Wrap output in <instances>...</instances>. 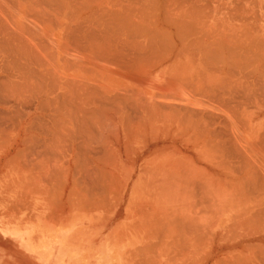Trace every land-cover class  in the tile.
<instances>
[{
    "label": "bare ground",
    "instance_id": "1",
    "mask_svg": "<svg viewBox=\"0 0 264 264\" xmlns=\"http://www.w3.org/2000/svg\"><path fill=\"white\" fill-rule=\"evenodd\" d=\"M89 1L91 0H82V2H84L83 6L82 3H80L81 0H36L35 3H37L38 6L43 7V9L41 7L40 8L45 12H47L48 15L51 14L52 12H56V15L55 14L53 15H55L54 18H57L56 20L58 21V23H60L61 18L64 17L70 20L71 18L74 20L76 19L74 22L78 21L77 25L75 23L76 27L75 25L73 26V23L71 24L70 22V25L76 28L75 30L77 31L78 34L77 33L70 34L71 31H74L70 27L71 30H68V32L65 33L64 35V38L65 36L66 37L68 36L66 34H69V36L73 35L72 36L73 40L71 37L69 38L71 39L72 42H70L69 39L67 41L68 43L70 42L68 46L69 45L71 46L74 42L75 44L78 43L76 44L77 48H74L75 47L74 44H73V48L69 46L70 50L76 49L75 51L72 50L73 52L71 51L72 54L75 53L74 58L71 59H75L76 52L78 50H80L78 52L82 51V53L88 51L91 54V55L89 54L91 56L89 59L90 64H92L91 61L93 62L94 60L93 65L97 67L96 69L94 68L97 73L96 75H98L99 78H106L105 75L107 76L109 74L111 75V73L109 72H112L109 69L111 66L109 63L111 50L109 49L108 46L109 39L107 38L113 37V34L112 31L110 32L111 29L110 30L108 29L109 30L108 34H107L108 32L107 30H106L107 32L105 33V30H103L104 26L106 28L108 26L113 29L115 25L118 26L122 24L124 25L125 28V24L128 26L129 23L134 22V19L132 18L133 19L131 20L132 22L129 20L130 18L124 21V18L122 16L126 15L127 18V13H129V11L125 9V7H127L125 5L127 4L125 5L121 4L124 5V9L122 8L123 9L121 10L122 13L118 12V14L123 18L122 20L123 22H121L120 24H118V22L117 23L115 22V25H113L114 23L113 19L115 16L111 15L114 14L112 8H110L111 9V14H110L109 7L107 8L108 11H105L106 5L104 6L105 8L101 7L102 4L104 3L106 4L105 2L106 0H92L91 3ZM141 1L139 2L141 3ZM163 1L171 2L173 3V5L174 4L177 5L175 6L176 8H174L175 13H172V15H170L171 13L170 14L168 13L167 16L163 17L165 21H163L164 20L163 18H160V22L162 23L165 22V24L164 23L163 24L167 28L164 31L161 26L162 32L164 31L163 34L161 33L162 35L158 34L160 33L159 31L160 27H158L159 30L154 31L157 28L156 26H160V25H157L155 21L153 22L150 21L149 18L151 17L148 14V11L150 10L149 8L148 11H145L143 8L144 5L142 6V4L139 3L142 9H140L141 7L139 6V10L141 12L137 16L139 10H137L136 8L134 9V6L133 8L130 7L132 8L131 10L132 13H133V9L136 10L134 14H132L131 11L130 13L132 14V16L133 15L137 16L138 19L142 14H144L142 13L143 12L142 10H144L145 13L147 12L148 16L147 14H144L142 16H146V18L143 17L144 19H147V17H149L148 22L147 20H144L142 16L141 18L143 19L144 24L148 25L147 26L148 30L146 26L144 27L142 25L143 23L141 25L143 26L142 28L144 29L139 27L140 26L139 22H138L139 25L136 22H134L135 24L133 23V25L129 26V28L126 27L127 30L126 31L124 30L123 32H120L122 28L121 29L120 27L118 28L120 29L118 31L120 32L119 34L121 33L124 34V32L126 34V32L128 31L127 35H124L127 36V38L126 39L121 38L120 40H122V42L119 41L121 45L123 44V46L120 47L121 50H123V52L120 53L119 55L120 60H118L120 63V64L118 63V68H120L122 72V75L119 78H122L125 82L122 84L121 87L117 86V88H113L105 85L104 83H100L99 81H97L98 79H96V81H93L91 78L90 79L91 82L90 81L87 82L88 79L84 78L86 81L85 83L78 78V80H80L78 81L76 80L78 76L76 78L73 77V79H70V81H63L62 80L63 78L60 79L59 77L64 75L63 73H61L62 75L59 76L57 74L58 69L57 70L55 69L56 72L54 71L56 75L53 74L54 73L53 67L55 63L54 64L51 63L52 58L48 60L49 61L51 60L49 64L52 65L53 69L48 64L51 70L49 68L48 69L46 68L49 71L47 72V70L44 68V65L45 63H48V60L46 62V60H44L43 58H46L47 56L49 58V55L53 51V49L49 53V55H47L46 57L45 55L43 56L42 59L45 62L39 58L40 55L38 57L39 61L41 60L40 63L37 60L38 65L44 62L43 63L44 65L42 64L41 66L45 70L42 69L43 72L40 71L42 73V76H40L41 74H38L39 71H37L38 73L37 72L33 73L32 70L28 72L30 73L31 77L28 73L27 76L24 73V71L26 72V70L24 69L25 68L29 69L34 63L35 65L37 64L36 60H34L33 58L29 59L31 57H34V55H37V53H35L36 51L34 52L35 48H33L31 54L32 46L30 47L28 44L29 42L28 41H27L28 43L26 42V40L28 39V38L26 39L27 37L26 34L28 33V36L30 35V37L33 34V32L32 34L29 33L31 31L28 30L31 27V23H29L28 19L31 18V15H33L34 21H36L37 19L36 16L34 15H38L39 13L37 14V12L40 13L42 12L40 10L37 11L36 9H31V5H33L31 4V0H0V242H3V239H5L6 237V239H8L7 241H9L10 244H14L17 250L22 252L21 249L17 248L20 247L29 256H31V244L32 245L37 244L38 247L34 249L35 251L43 247L44 248L51 247V250L54 253L58 252V249H54L56 246H62V247L64 246L63 227L65 226H61L60 223L65 218V216H68L64 211V209L66 208L65 207L66 203L60 200L61 206H58L57 208H61V209H59V211L57 212L55 211V213L58 214L60 213V215L58 216L53 215V218L55 219V217H57L58 220L52 223L49 221L50 218L52 217L51 211L49 213L51 216L48 214V216H50L48 220L47 216L44 217L42 216V214H40L38 202L31 203V188H32L31 186L28 185L29 188H25L24 187L25 183H24L23 184L24 186H22L23 190L21 192H18V189H20L18 186L22 184V182L18 181L20 177L22 178V175L19 174L20 173L19 171L21 170L20 169L21 167L19 166H23V169L24 168L28 169V166H31V160H32L31 148L33 146H34L33 147L34 151L37 150V148L39 147L38 151H35V154L43 157L42 161L47 159V156H49L47 159L48 161H46L49 168L53 166V169H56L54 167L66 166L68 171L65 168L62 170L63 171L66 170L67 173L71 170L74 173L76 172L75 170L79 168L78 170L81 173H79L80 176L79 175L78 176L81 179L79 177L76 178L77 179L79 178V180L81 181L77 180L76 178L74 179L71 173L72 177L71 176L70 177L78 182L72 183L74 181L70 180L71 181L70 183H72L73 185L77 183V188L79 183L81 184L82 187L79 186L81 188L78 189V191L81 192L80 190L83 188L82 190L85 193L83 191L81 192V194L79 192L77 193L81 195V198L82 196H84V200L81 199V201H83L82 204L84 203L83 205H85V208L86 205L91 207V209L89 208V210L86 211V213L97 212L99 209V205H98L99 200L97 201L95 198L91 199L87 195L88 194L91 195L89 190H92L97 186L104 187V185L102 184L97 185L99 184L98 182L101 180L104 183V178L106 177L109 178V176H111V173L109 171L105 172L106 170L104 167H102V163L103 165L105 164L104 163L106 160L105 156L109 152L108 149L112 148L113 150L114 149L117 150V152L119 150L118 153L114 150L116 154L123 152V154L127 158L126 161L129 163H132L134 165H138L142 162L144 163V166H139V168L136 169L137 173L135 174V177L133 178L131 183L129 181L127 183L128 185L126 184L127 185L126 190L128 196H127V203L125 206L124 218L129 217L128 215L130 214L133 208H138V206H140V202L137 201V199L134 201V198L135 197L137 198L136 195L142 183L140 177L142 174H146V171L150 172L151 174L150 177L158 179L160 183L159 185H157L158 189L160 186H165L166 190L169 189L166 192L162 191L165 193H163L161 197L158 198L160 200L158 204H161L160 208L164 212V214H162V212L160 213V215L161 214L163 215L162 220L159 221L157 217L154 220L152 218L153 214L148 215L149 220L146 221L147 226H145L144 223H141L140 225L141 230H145V227L146 228L148 227L147 228V230L149 231V234L147 233L148 240L143 245L140 243L139 246L136 245L135 246L136 248L134 251H132V254L135 253L137 254L140 251H142V249L151 250L148 248H152V250L155 251L156 248L155 249L153 248L158 246L156 245L155 242L157 241V243H159L158 239L161 237V235L158 233V230L159 231L162 230L160 231V233L161 232L163 233L162 234L163 240L162 243H159V245L160 244L162 245L163 252L169 251V249H171L170 245L172 246L176 243L177 245L182 246V248H180V251L182 252L181 254L185 256L192 255L193 253L194 255L195 253H197L198 255L199 252L205 250V247H208V250L206 251L207 255L205 256L204 254L203 255L205 256L204 258L201 255L202 260L195 261L194 263L189 262L184 264H264V177H263L264 173H262L263 172L262 170L264 168V68H263L264 62L263 65L261 64L262 61L264 60H262L263 56L261 58L258 57V54L261 55L260 53L262 51V48L264 49V47L261 44L262 46L261 48L259 42H256L258 44L255 43L254 45L253 44L255 40L254 38L251 40V43L252 42L253 43L252 44L250 43V46L252 45L253 47H257L259 45L258 46L259 48H257L258 50L257 53H255L256 50L254 51V53L259 59L257 57L256 58L259 61L261 60L260 63L261 66H259L261 70H259V68L256 67L257 64H259V61H257L258 63L256 62L254 64L256 65L255 68L252 66L250 67L251 69L250 68L248 69V66L249 65L251 66L254 63L251 61L252 58L254 59V57H252L253 55H251L253 54L252 53L253 51L249 53L250 51L248 49H250L251 47H249L248 49L245 48V53H249V55L247 54L248 57L244 55L245 54L243 53L244 47L242 46V44H244L245 40L242 43L241 42L242 37H240L239 39L238 37H236L237 34L235 33L236 35L235 34L234 35L238 39H234L235 41L228 40V42H223V38H225L223 37V34L222 36L220 34L218 36L219 38H215V36H213L215 35V31H213V28H211V31L214 33L211 34L212 32L209 31V33L212 35L209 36L208 34L204 33L205 31H202L203 29L202 27H201L202 32L200 31L199 24L197 25L195 24L197 23L196 22L197 20L195 21V19H197L198 16L202 17L201 14L198 15L199 13L198 11H200L197 7V5H199L198 3L199 0H163ZM207 1L210 2V0H206V2H204L207 3L204 9L209 4V2ZM233 1H231V3ZM116 2L118 3L117 0ZM180 2L187 4L188 7L187 6L186 7L187 8L190 7L189 8L190 12L186 10L187 8H185L186 12L183 11L184 5L183 6L182 4L180 5L179 4ZM151 3H154V1ZM204 3L203 4L200 3L199 8L201 5L204 6L205 5ZM238 3L240 4L241 2L232 3V4L236 5ZM253 3H255V1ZM84 4H86L85 6L88 8H91L93 7V5H95L97 6L96 9L98 10L95 9L94 11V8H92L93 11L91 10L89 11L87 8L86 9L88 10L87 15L90 16L88 18L87 15L84 16L85 13ZM114 4L116 5V3ZM114 4L111 5L115 7ZM129 4L131 3L129 2ZM178 4L182 6V8ZM147 6L150 7L151 5L149 6V4H147ZM227 6H225V8L223 9H226ZM262 6L264 5L262 4L261 7ZM208 9L211 8L208 7ZM229 9H227V11L234 10L231 8ZM32 10H36V14L34 13L31 14L32 12H34ZM236 10L239 13V10L238 9ZM100 11L101 12L103 11L104 14H102ZM114 11H118V9H115ZM123 11L124 12L128 11V12L124 13ZM108 12L109 15H111L110 17L114 16L112 17V20L110 19V17L106 18L104 21L101 20L103 19V15L107 17ZM207 12H203V13H206L207 15ZM25 13H27L26 15H30V17L27 16L28 18L27 17L25 18L24 17ZM234 13L231 14L233 15ZM118 14H116V17L118 16ZM235 14L237 15V13ZM74 15L77 16V18H75ZM236 15L234 16L235 19L237 17ZM41 16L40 19H38L40 21V22L38 21L39 24L42 22L41 24L47 25V22H52L47 16H46L47 18L43 16L42 19ZM204 16L205 15H203V18H205ZM248 16L247 18H249ZM23 17L25 19H23ZM116 17L115 20L120 21L121 18L118 19V17L117 18ZM241 17L244 18L245 16H241ZM82 18H84L83 19L84 22L82 21ZM238 18L239 17H237V19ZM22 19L28 21L27 22L28 24L26 23L27 26L25 25V22ZM243 20H245V18ZM34 21L32 19L31 22ZM102 21L104 23L105 22L108 23V24L105 23L107 26L104 25ZM110 21L111 23L113 22L112 23L113 27L110 26L111 25ZM203 21H201V23H203L202 25L205 27L204 25L205 23ZM198 22L200 23L199 20ZM150 23L153 24L155 23L156 26L153 28L149 27ZM53 24L56 25V23H52L51 25L53 27L55 26ZM153 24L150 26H153ZM216 25L218 26L219 23H216ZM217 26L215 27L216 29ZM242 26H240V28L245 27L244 24H242ZM37 27H38L37 29H40L42 25L41 26L37 25ZM116 28L117 27H115L114 29ZM34 29H36V25ZM149 29L150 30L154 29V30L149 31ZM250 29L249 32H251ZM218 30L219 29H217V33L219 32ZM47 31L48 33H51L49 32L50 30ZM157 31L159 32L157 33ZM113 32L115 33V30ZM237 32L241 33L238 30ZM36 33L38 32H35V35L38 36L40 35V33L38 34ZM54 34L58 35L57 32ZM119 34H116L118 35L117 37L118 40L120 38ZM74 35H76L77 37ZM108 35H110V37ZM40 36L42 37V35ZM40 36L38 38H41ZM50 36L52 38V35ZM225 36L231 38L230 33ZM115 37L116 36L114 35L112 39H115ZM162 37L165 39V41H163L164 39L162 40ZM232 37L235 38L233 35ZM47 39L51 40L50 37ZM158 39L159 40L161 39V41L163 42L160 43L161 41H159ZM170 39L177 40L178 41V42L176 41L177 44H175L176 42H173L174 40L171 41ZM34 40L36 41V39ZM44 40L47 43H49V41L46 40V36L44 39L42 37V41ZM111 40H109V42L112 46L115 40L114 41L112 40V43ZM260 40L261 39H259V41ZM236 41L240 42V44H238ZM116 42H117L116 44H118L119 46L120 45L119 42L118 41ZM247 42L248 40L246 41V43ZM260 42H262V40ZM50 43H51L49 44L51 45L50 47H54V45L52 46V43L54 44V42L52 41ZM62 43H60L61 46L64 45ZM248 43L245 44V46L246 45L248 46L249 45ZM42 44L43 46L45 45L44 42L38 44L39 49L43 48L46 50L47 48L45 46L47 45L42 47ZM161 44L164 46L166 45V50H163L164 46H162ZM228 45H232L229 47L235 49L229 48ZM66 46L67 45H65V47ZM65 47L64 48L62 47V49L63 52H65L66 50L68 51L66 52V54H64L68 56V53H70V51L68 47H66V49ZM227 47L229 48V50L231 49L232 51L233 50L234 51L233 52L231 50L226 51L228 50ZM43 49L42 51H44ZM62 49L60 51H62ZM113 49L115 50V48ZM246 49L248 50V52ZM235 50L239 52L237 53ZM252 50H254V48ZM116 51H119V49ZM44 52L46 53V51ZM78 52L77 54L82 55V53L80 54ZM191 52H194L192 55L195 57L192 62L193 65H191L187 69L184 65L180 66L179 64L178 67L179 71L178 70H177L178 72L175 71L177 73H173V75L170 74L171 65L180 62L179 56L183 54L184 56L190 55V57H192ZM228 52H230L231 54H227ZM51 54H52L51 57L54 58L55 57V55L53 56L54 51ZM20 55L22 58L20 57ZM23 56H25L24 57L25 60ZM83 57H86L85 54L84 56L82 55V58H80L79 60L78 59H76L75 61L71 60L72 67L74 64L80 63L81 66L85 65V63L87 64V60L85 61ZM244 57H247L245 58L248 60L247 65H245L246 63L244 62ZM250 57L251 59H249ZM62 58L63 57H61V59ZM27 59L29 63L30 60H33L35 62L29 64L31 65L29 66ZM25 61H26L25 64L27 66L24 64ZM68 65H63L64 69ZM69 68L70 65L66 69ZM83 69L85 70V68ZM87 69H88L87 72H89V68H86V70ZM255 69H257V71ZM19 70H21L20 73L25 74V77H27L26 79H24L25 77L23 78L22 77L23 75L22 76L19 75L25 80L24 82L25 84L22 81L24 85L27 84V81L29 80L28 77H30L34 79L33 80L34 84L35 85L37 84L39 86L36 85L37 86L36 87L34 84L31 83L32 81L30 83L28 82L26 86H24L22 83H20L19 86L18 82L20 81L16 83L17 81L16 79L17 78L20 79V77L18 76ZM86 70L85 72L82 71V73L84 72L87 74ZM44 71L47 72V73L45 72L46 75L48 73H49L48 75L53 74V78L57 76L56 79L59 78L60 80L51 78L52 77L51 75L49 76V78L43 79L45 77L43 75ZM164 73H165V77H164ZM32 74L34 75V77L38 76L39 78L38 77L36 78L39 79V81H37L36 78L32 77L33 76ZM164 78L167 81H163ZM48 79L49 81H46ZM104 81L105 80H102V82ZM42 82L43 85L40 86ZM163 82H165V84ZM186 83H188L189 85ZM31 84L32 86H30ZM21 85H23V87ZM145 87H147L149 90H146ZM24 88H30V89L24 90ZM23 90L25 93L26 92L28 93L29 91L30 94L28 93L27 95H30L29 96L30 99L23 97V94H25ZM155 91H159L158 95ZM32 92L37 94V96ZM31 93L35 95V98L37 97L39 99V100L37 99V101H39L38 104L39 107L41 106L43 111L45 110L44 113L43 111L42 112L39 111V112H41L42 116H44V119L46 118L45 121L46 122L48 121L47 123L50 122L49 123L50 125L48 126L46 125V122L43 120L42 116H40L41 114H39V116L42 118L41 120L43 121H40L37 118H35V120L36 119L38 120V121L36 120L37 124L39 122H42V125L41 124L37 125L35 124V121H32L31 97H34V95L31 96L32 95ZM176 93H179L178 94L179 97L177 96ZM159 94L164 98L161 99V97H159ZM171 94L172 95L174 94L173 96L176 98L171 96ZM159 99L164 101L161 102L159 101ZM38 109L36 108V111ZM161 109H164L165 111L164 110L162 111ZM154 110H158V112L157 111L154 112ZM160 110L162 113L163 112L164 113L160 114V117L159 116L158 117L161 120L167 122V126L166 124H164L166 127H163L159 130L156 128L155 129L148 128L147 124L144 125L146 122V118L149 117L155 119V115L157 113H158L157 115H159ZM109 115L114 116L112 117L113 119L109 118ZM58 119L60 121L57 122ZM43 122L45 123L43 124ZM33 133L38 134V136L36 137V135H33ZM62 143L63 145H61ZM64 145H65V150L63 148L64 153L63 151L57 152V153L60 152L63 153L64 156L62 155L58 156L55 151L58 149V146L64 147ZM168 146L172 148L174 146L177 150H179V152L177 153L181 155L183 154L181 150H188L192 147L195 151L197 150L198 152H203L206 156L201 163L199 162L201 165L197 164L198 166L195 167L190 166L189 163L187 166L186 164L187 162H184L182 166L181 160L166 162L164 163V165L161 162V164L150 166L152 162H155L156 155L160 154V152H163L162 151L163 148H167ZM96 148H97L96 153L99 154L100 152L102 154L101 157L96 156L97 154H95L94 156V152ZM92 151H93V155L91 154ZM164 151H166V149ZM249 152H253V155H251V153ZM47 153L49 154L46 155ZM115 153L113 154L116 157ZM110 155L111 154L109 152V158H111ZM255 155H258L259 161L253 160L254 159L253 156ZM33 158L36 159V157L34 156ZM153 158L154 160L152 161L151 159ZM115 159L113 160V162L114 161L116 162ZM255 159H257L256 156ZM39 160H37L38 162L35 163L38 166L44 165L42 164L43 162L40 160L42 162L41 163ZM256 161L258 163H255ZM196 162L198 163V160H196ZM15 164H17L20 169L18 170L17 168V170H15L16 172L18 171L17 174L20 175L19 178L17 176L18 179H15L14 177L12 178L10 176L11 177L10 179L12 180L8 179V181L7 180L2 181L1 176L5 171L4 169L8 166H12V167L15 166L13 168L16 169ZM33 165L35 164L32 162V166ZM116 165H119L118 160ZM71 166L72 168H74V166L76 168H74L73 170L71 169ZM109 166H112V164ZM255 166L256 169L257 166L258 167L261 166L262 168V170L261 168H258L260 169L259 170L260 172L257 169L258 171L257 175H256ZM9 168L11 169V167ZM33 169H35L34 166ZM78 170L76 174L78 173ZM7 171L9 172V169H7ZM113 171H114V177L115 179H117L118 167L113 166ZM53 172L51 173L50 171L48 173H50L49 175H55V173ZM56 172L58 173L59 170ZM108 174L110 175L107 176ZM258 174H260L261 176ZM57 176L55 175V177ZM259 176L263 178L262 179L263 183H258L255 181V179H257L255 177H258L260 179ZM47 178L50 177L47 176ZM29 179H31V176ZM128 179H132V174L130 171L127 174V180ZM259 179L257 180L259 181ZM59 180L63 181L62 178ZM29 182L26 183V186L27 184H29ZM108 182L109 180L107 181V183ZM112 184L113 183H111V185ZM48 189L50 188H47V190ZM71 190L72 188L70 189V191ZM44 192H45L44 189H37L35 190L34 194L42 193L43 195ZM50 193L52 192H49V195ZM46 194L47 192L45 193V195ZM49 195H46L45 198L48 197ZM66 197H65V199L67 200L66 202L69 203L70 205L75 206V204L71 202L70 198H68L67 195ZM52 202H50L51 205ZM92 204L94 205L92 206ZM140 208H142V206ZM235 208L237 209V213L232 214V211ZM73 209L77 213H81L80 211H84V210H79L76 207H73L70 210ZM150 209L155 211L156 208L152 207ZM25 211H28V213L21 216V214H23V212ZM31 212H33L32 215L35 216L34 218L33 217L31 218ZM52 212H54V210ZM229 219L231 220L230 223L228 221L229 224H226V221ZM251 223L252 225L254 224L256 226L255 227L251 226ZM31 224L33 226V229H31ZM56 224H60V226L57 229H52L51 227H54ZM48 226L50 227L47 228ZM152 227L153 230H150V228L152 229ZM154 227L158 228L157 230L158 234L154 233L155 231ZM188 227L191 230V232H189V229H187ZM127 228L129 229L130 226H128ZM178 230L179 232H177ZM183 231L184 233H180ZM225 231L229 234V237L227 236L228 238H232L233 240H235L234 243L239 242V244H241L240 243L241 240L243 242L242 245L234 244L233 246H229V247L227 245L224 246L226 243L223 245L222 235H226V233H224ZM186 232L192 234H189V236L184 235ZM200 232L204 234L203 236L199 237V239L204 238L202 239L203 242H201L198 238L196 240V235ZM33 233H36L37 235L33 236ZM172 233L175 234L176 236L178 235L177 233H180V236L183 239L186 237V239H184L185 241H183V243H180L178 242L179 240L177 241L174 240V243H170L169 238H171ZM156 234L157 236L160 237L157 238ZM230 234L234 236H231ZM154 235L157 238V240L154 242L156 246L153 243H150L151 241L149 239L150 237H154ZM1 236H5V237L2 238ZM180 236L178 237V239H181ZM173 239H175V237H173ZM128 241L129 239L126 240L125 238L122 242L121 241L120 242L126 244ZM109 244H111L109 245L108 248L111 249V251L110 250L109 251L112 260L114 261L113 264H123L122 263L124 256L123 251L120 250L119 246H117L114 242H110ZM150 244H153L154 247L153 245L150 246ZM171 252L172 249L169 251L168 254H170ZM58 253L55 255H58ZM177 253L175 254L177 255ZM45 259L54 260L55 258L47 257ZM146 262L145 261L143 262V260L141 261V263L144 264Z\"/></svg>",
    "mask_w": 264,
    "mask_h": 264
},
{
    "label": "rangeland",
    "instance_id": "2",
    "mask_svg": "<svg viewBox=\"0 0 264 264\" xmlns=\"http://www.w3.org/2000/svg\"><path fill=\"white\" fill-rule=\"evenodd\" d=\"M35 1L36 0H31V4H33V5H31V9H36L37 11H41L42 13H40V12H37V14L38 15H34V16H36V21H34V17H33V15H31V18L33 19V21L35 22V24H34V22H31L32 21V19L31 18H29L28 20H29V23H31V29L29 28L28 30H30L31 32H29V33H31L32 34V32H33V34L35 35V32H38V33H40V35H42V37H43V39L45 38V36H46V40L47 41H49V43H47L45 40L44 41H42V37L41 38H38L39 36L38 35H31V37H33V38H31L30 37V35L28 36V33L26 34L27 35V37H26V42L29 44V46L31 47L32 46V48H31V54H32V50H33V48H35L34 49V52L35 53H37V55H34V57H31V56H33V55H31L30 57L31 58H29V59H34V60H36V65H38V62H37V60L39 61V58L40 59H42L43 58V56L45 55V57L47 56V55H49V53L52 51V49H53V51H54V54H53V56L55 55V57L53 58V57H51L52 56V54L51 53H53V51L50 53V55H49V58H48V56L46 57V58H43L44 60H46V62H47V60L48 59H51L52 58V62H51V60L49 61L48 60V63H45V65H44V68L46 69H50V67L52 68V65H50L49 64V62H51L52 64H54V69H53V72L55 71L56 72V70H57V74L60 76V75H62L61 73H63V75L64 76H61V77H59L60 79H62L63 81H70V79H73V77H77V79L76 80H78V78L79 79H81V81H83V82H85L86 83V81H85V79H88L87 80V82L88 81H90L91 82V78H92V80L93 81H96V79H98L97 81H99L100 83H104L105 85H107V86H109V87H113V88H117V86H119V87H121L122 86V84L125 82L122 78H119L121 75H122V72H121V70H120V68H118V63H119V61L118 60H120L119 58V55H120V53L121 52H123V50H121V48L120 47H122L123 46V44L121 45L120 44V42L119 41H121L122 42V40H120L121 38H123V39H126L127 38V36H124V35H127V32H126V34H125V32H124V34L123 33H121V34H119L120 32H123L124 30L126 31L127 29H126V27H128L129 28V26H132L133 25V23L134 22H136L137 24H138V22H139V24H140V26L139 27H145L146 26V28H147V26L148 25H146V24H144V22H143V17H145L146 18V16H142V15H144V14H147V12L145 13V11H148L149 9V11H148V14H149V16L151 17V18H149V17H147V19H144V20H147V22H148V18L150 19V21L151 22H153V21H155V23L157 24V25H160V26H156L155 25V23L153 24V23H150V25H152L153 24V26H150L149 25V27H157L155 30L154 29H152V30H150L149 29V31H156V30H159L160 31V33H158L159 31H157V33L158 34H160V35H162L163 33H164V31H165V29H167L166 27H165V22H160V18H163V17H165V16H167V14L169 13H171L170 15H172V13H175V9L174 8H176L175 6L177 5H173V3H171V2H165V1H163V0H150V2H149V0H117L118 1V3L116 2V0H106L105 2H106V4L104 3V4H102L101 5V7H103V8H105V11H108L107 10V8L109 7V12H110V14H111V9L110 8H112V11H113V13L114 14H111V15H114L115 17H116V14H118V12L119 13H122V11L121 10H123L124 9V5L125 4H127V5H125V6H127V7H125V9L126 10H128L129 11V13H127V18H126V15L125 14H123V15H125V16H122L123 18H124V21L125 20H127L128 18H130L129 20L131 21V20H133L134 19V22H132V23H129L128 21V26L125 24V28H124V25H118V24H120L121 22H123L122 20H123V18L121 17V16H119V14H118V19H120V21L119 20H115V17L114 16H112V17H114V19H113V25H115V22L117 23L118 22V26H114V28L115 27H117L116 29H112V28H110V27H108L106 24H108V23H104L103 21L106 19V18H109L111 15H109V12H108V15H107V17L106 16H104L103 15V19H101V20H103L102 22L104 23V25H106L107 26V28L104 26V29L103 30H105V33L107 32V34L109 33V30H110V32L112 31V34H113V37H114V35L116 36L115 37V39H112L113 37H110V35H108L113 41H114V43L112 44V46H113V48H115V50L112 48V46H111V44H110V42H109V40H111L110 38H107V39H109L108 40V43H109V49L111 50L110 52V57H109V63H110V71H112V72H109V73H111V75L109 74L108 76L107 75H105L106 76V78H99L98 77V75H96L97 73H96V68L97 67H95L94 65H93V62H94V60H93V62L91 61V63L92 64H90V62H89V59H90V53L88 52V51H85V52H83L82 53V51L81 52H78V51H80V50H78L77 52L78 53H82V55L84 56V54H85V56L86 57H83L84 58V60L86 61L87 60V64L85 63V65H83V66H81V64H80V66H79V64H74L73 65V67H72V62H71V60H76V59H80V58H82V55H79V54H77V52H76V57H75V59H71V58H74V56H75V53L74 54H72V50H76V49H72V50H70V48H69V46H68V44L70 43V42H72L71 41V39H69L70 37L72 38V40H73V35L71 36H69V34H66V35H68L67 37L65 36V38H67V39H65L64 38V35H65V33H67L68 32V30H71L70 29V27L74 30V31H69L70 32V34H75V33H77V31L75 30L76 28H74V27H72L71 25H70V22H71V24L73 23V26L75 25V23H76V25H77V22L78 21H76V22H74L75 20L74 19H72L71 18V20L70 19H68V18H66V17H64V18H61V21H60V23H58V21L56 20L57 18H54L55 17V15H56V12H50L51 14H47V12H45L44 10H42L43 9V7H41V6H38L37 5V3H35ZM92 1V0H91ZM91 1H89L90 3H91ZM109 1V2H108ZM127 1H129L131 4H129V2H127ZM132 1V2H131ZM139 1H141V3L139 2ZM148 1V2H147ZM154 1V3H151V2H153ZM231 1H233V0H210V2L209 1H207V2H209V4L208 5H211V6H208L207 5V9H208V7H210L211 9H204V7L206 6V4L207 3H204V2H206V0H199V5H200V3L201 4H205L204 6H200V8H199V5H197V7H198V9L201 11H198L199 13H198V15H200L201 14V16L202 17H200V16H198V18L197 19H195V21L197 22V23H195L196 25L197 24H199V28H200V31H201V29H202V31H205L204 33L205 34H208L209 36H212L211 34H213L214 32H212L211 31V28H213V31H215V35H213V36H215V38H219L218 36L221 34V36H222V34H223V37H225V38H223V42H228V40H231V41H233L234 39H240V37H242V39H241V42L243 43L244 42V40H245V42H244V44H242V46L244 47V52L243 53H245V48H249V47H251L250 49H248L250 52L249 53H251L252 51V53L253 54H251V55H253L252 57H254V59L252 58V62H254L251 66L249 65L248 66V69L250 68V67H254L255 68V66L256 65H254L257 61H259L258 59L259 58H261L262 56V60H264V49L262 48V46H261V44L263 45V47H264V6H262L261 7V5L263 4L264 5V0H234L232 3H237V2H241L240 4L238 3V4H236V5H238V6H236V5H234V4H232L231 3ZM255 1V3H253V2ZM262 1V2H261ZM120 2V3H119ZM134 2V3H133ZM144 4H143V3ZM147 2V3H146ZM80 3H82V6H83V3L84 2H82V0H81V2ZM93 3V2H92ZM114 3H116V5L114 4ZM142 4V6H143V8H144V10H142L143 12L142 13H144V14H142L141 16H142V18H141V16L139 17V19H138V14H140V10H139V6L141 7V5L140 4ZM157 3V4H156ZM159 3V4H158ZM169 3V4H168ZM111 4H114V6L115 7H113V5H111ZM121 4H124V5H121ZM135 4V5H134ZM137 4V5H136ZM139 4V5H138ZM146 4V5H145ZM147 4H149V6L150 7H148L147 6ZM168 4V5H167ZM172 4V5H171ZM180 5L182 4V6L184 7V9H183V11H185L186 12V10H188L189 11V8H187L188 7V5L187 4H185V3H179ZM178 4V5H179ZM224 4V5H223ZM254 4H255V6H254ZM81 5V4H80ZM86 4H84V6H85ZM106 5V6H105ZM120 5V6H119ZM154 5V6H153ZM157 5V6H156ZM170 5V6H169ZM179 5V6H180ZM229 7H228V6ZM89 6V5H88ZM90 6H92V5H90ZM95 5H93V7H91V8H88V7H86L85 6V13H84V16H86L88 13V10L90 11H93V9L92 8H94V11H95V9L97 8V6H95ZM105 6V7H104ZM133 6H134V9L136 8L137 10H139V12L137 13V16H132V14H134L135 12H136V10H134L133 9V13H132V8H133ZM137 6H138V8H137ZM146 6H147V8H146ZM182 6H180L181 8H182ZM187 6V7H186ZM225 6H227L226 7V9H223V8H225ZM234 6V7H233ZM242 6V7H241ZM42 9H41V8ZM130 7H132V8H130ZM153 7V8H152ZM156 7V8H155ZM164 7V8H163ZM170 7H172V8H170ZM83 8V7H82ZM88 8V10H86ZM123 8V9H122ZM149 8V9H148ZM180 8V9H181ZM185 8H187L186 10H185ZM202 8V9H201ZM229 8H231V9H234V10H236V9H238L239 10V13H238V11L236 12V11H227V9H229ZM240 8V9H239ZM48 9V8H47ZM115 9H118V11H114ZM119 9H120V11H119ZM140 9H142V7L140 8ZM153 9V10H152ZM170 9H171V11H170ZM174 9V10H173ZM22 10V9H21ZM23 10H24V8H23ZM36 10H32V11H34V12H32L31 14H36ZM81 10H83V9H81ZM96 10H98V9H96ZM159 10V11H158ZM174 12H173V11ZM211 10V11H210ZM230 10V9H229ZM48 11V10H47ZM128 11H126V12H128ZM130 11H131V13H130ZM166 11H168V12H166ZM207 12V15H206V13H203V12ZM227 11V12H226ZM101 12V11H100ZM115 12H117V13H115ZM124 12V11H123ZM126 12H124V13H126ZM151 12V13H150ZM190 12V11H189ZM230 12V13H229ZM237 13V15L235 14V13ZM90 13V12H89ZM102 14H104L103 13V11L101 12ZM106 13V12H105ZM231 13H234L237 17H241V16H245L244 18H245V20H243L244 18L243 17H241L240 19H239V21H238V19H237V17H236V19L234 18V14L232 15ZM255 13V14H254ZM27 13H25V15H26ZM30 14V13H29ZM53 14H55V15H53ZM101 14V15H102ZM128 14H129V16H128ZM148 14H147V16H148ZM153 16H152V15ZM208 14H209V16H208ZM229 14V15H228ZM24 15V17L26 18L27 16L28 17H30V15H26L25 16ZM42 15V16H41ZM95 15H96V13H95ZM106 15V14H105ZM121 15V14H120ZM203 15H205L204 17L205 18H203ZM249 15V16H248ZM257 15H258V17H257ZM40 16H41V19H42V17L43 16H47L52 22H47V25H43V24H41L42 25V27H40V29H37L38 27H37V25L38 26H41L39 23H38V19H40ZM50 16H51V18H50ZM88 16V15H87ZM207 16V17H206ZM247 16L250 18H247ZM254 16V17H253ZM261 16H262V18H261ZM23 17V19H25ZM27 17V18H28ZM39 17V18H38ZM46 17V18H47ZM74 17L75 18H77V16H75L74 15ZM90 16H88V18H89ZM112 17H110V19L112 20ZM116 17V18H117ZM252 17V18H251ZM255 17H257V18H255ZM87 18V19H88ZM126 18V19H125ZM133 18V19H132ZM208 18V19H207ZM243 18V19H242ZM247 18V19H246ZM22 19V20H23ZM84 18H82V21L84 22V20H83ZM142 19V20H141ZM157 19V20H156ZM164 19V18H163ZM162 19V20H163ZM207 20V23H206V20ZM233 19H235V20H233ZM27 20V19H26ZM31 20V21H30ZM69 20V21H68ZM115 20V21H114ZM198 20L200 21V23L198 22ZM203 20H205V21H203ZM24 22H25V25H26V23L28 22V21H25V20H23ZM82 21H80V22H82ZM107 21V20H106ZM163 21H165V19L163 20ZM201 21H203L205 24V27L202 25L203 23H201ZM243 21V22H242ZM40 22V21H39ZM79 22V23H80ZM89 22V21H88ZM93 22V21H92ZM38 23V24H37ZM52 23H56V25L55 24H53V25H55L54 27L51 25ZM58 23V24H57ZM110 23H111V21H110ZM109 23V24H110ZM112 23H111V27H113V25H112ZM125 23V22H124ZM143 23V24H142ZM160 23V24H159ZM162 23V24H161ZM216 23H219V28H218V26L216 25ZM246 23V24H245ZM28 24V23H27ZM61 24V25H60ZM135 24V23H134ZM138 24V25H139ZM143 26H142V25ZM236 24V25H235ZM242 24H244L245 25V27L244 28H242L243 26H242ZM30 25V24H29ZM35 25H36V29H34L35 28ZM57 25H59V26H57ZM69 25V26H68ZM76 25H75V27H76ZM103 25V24H102ZM217 26V29H219L218 31L220 32H218L217 33V29L215 28L216 26ZM252 25V26H251ZM27 26V25H26ZM32 26H33V28H32ZM123 26V27H122ZM136 26V25H135ZM161 26H162V29L164 30L163 32H162V29H161ZM167 26V25H166ZM207 26V27H206ZM209 26V27H208ZM224 26V27H223ZM240 26H242L241 28H240ZM103 27V26H102ZM120 27V29L122 28H124L122 31L120 30V29H118ZM138 27V26H137ZM158 27H160L159 29H158ZM165 27V28H164ZM198 27V26H197ZM202 27V28H201ZM248 27H249V29H250V31L252 32H249V29H248ZM257 27V28H256ZM28 28V27H27ZM44 28V29H43ZM198 28V29H199ZM216 30H215V29ZM225 28V29H224ZM248 30H247V29ZM63 29V30H62ZM102 29V28H101ZM109 29V30H108ZM118 29V30H117ZM142 29H144V28H142ZM208 29V30H207ZM241 29V30H240ZM259 29V30H258ZM33 30V31H32ZM38 30V31H37ZM47 30H50L49 32H51V33H48V31ZM61 30V31H60ZM107 30V31H106ZM115 30V33L113 32ZM116 30H117V32H116ZM120 30V32H118ZM146 30V29H145ZM147 30H148V28H147ZM237 30L238 31H240L241 33H239V32H237ZM244 30H246V31H244ZM57 32V34L58 35H55L54 33H56ZM201 31V32H202ZM206 31H208V32H206ZM209 31H211L212 33L210 34L209 33ZM234 31H236V32H234ZM243 31V32H242ZM233 32V33H232ZM247 33H249V34H247V36H246V34ZM38 33H36V34H38ZM45 33V34H44ZM61 33V34H60ZM162 33V34H161ZM231 34V38H228L227 36H225V35H227V34ZM237 35H236V34ZM242 33H244V34H242ZM78 34V33H77ZM106 34V35H107ZM111 34V33H110ZM116 34H119V36H120V38H119V40H118V35H116ZM236 35V37H238V38H236L235 37V35ZM241 34V35H240ZM50 35H52V38H51V36ZM54 35V36H53ZM232 35L235 37V38H233L232 37ZM62 36V37H61ZM74 36H76V35H74ZM112 36V35H111ZM125 38H124V37ZM220 36V37H221ZM230 36V35H229ZM245 36H246V38H245ZM30 37V38H29ZM50 37V39L51 40H48L47 38H49ZM57 39H56V38ZM77 37V36H76ZM75 37V38H76ZM107 37V36H106ZM250 37V38H249ZM55 38V39H54ZM214 38V37H213ZM228 38V39H227ZM255 39L254 40V45H255V43L256 42H259V45H260V47L262 48V51H261V49H260V51H261V55H259L258 54V57L256 56V54L255 53H257V48H259L257 45V47H253L252 45L250 46V43H251V40L252 39ZM29 39H31V40H33V41H35L34 39H36V41L35 42H33V41H31V40H29ZM52 39H54V40H52ZM68 39L70 40V42L68 43L67 41H68ZM164 38L162 37V40H163ZM227 39V40H226ZM250 39V40H249ZM259 39H261L262 40V42H260L259 41ZM38 40H41V41H38ZM62 40H63V43H62ZM112 40H111V43H112ZM159 40V39H158ZM171 41H173V42H176L177 40H175V39H170ZM248 40V46L246 47L245 46V44H247L246 43V41ZM258 40V41H257ZM54 42V44L52 43V46L54 45V47H50L51 45H49V44H51L50 42ZM116 41H118L119 42V46H118V44H116L117 42ZM124 41V40H123ZM159 41H161V39L159 40ZM163 41H165V39L163 40ZM163 41H161L160 43H162ZM230 41V42H231ZM235 41V40H234ZM238 41H240V40H238ZM42 42H44V44L45 45H47V46H45L47 49L45 50V49H43V48H41V49H39V43H42ZM178 42V41H177ZM177 42L175 43V44H177ZM237 42V41H236ZM36 43V44H35ZM60 43H62V44H64L63 46H61V44ZM66 43V44H65ZM85 43V42H84ZM159 43V44H160ZM238 44H240V42H237ZM251 43V44H252ZM31 44V45H30ZM34 44V45H33ZM57 44V45H56ZM72 44V43H71ZM74 44V48H77L76 47V44H78V43H76L75 44V42L73 43ZM73 44L70 46L71 48H73ZM226 44H229V43H226ZM256 44H258V43H256ZM36 45V46H35ZM49 45V46H48ZM65 45H67L66 47H68L69 48V51H70V53H68V56H66V55H64V54H66V52H68L67 50L65 51V52H63V49H62V47L64 48L65 47ZM162 45V44H161ZM41 46V45H40ZM43 46V44H42V47H44ZM59 46V47H58ZM60 46H61V48H60ZM116 46V47H115ZM119 48H118V47ZM162 46H164V45H162ZM229 46H232V45H228V47ZM66 47H65V49H66ZM113 49H111V48ZM227 47V49L228 50H226V51H230L231 49H235V48H231V47H229V48H231L230 50H229V48ZM159 48H160V46H159ZM254 48V50H252ZM256 48V49H255ZM42 49L44 50V51H46V53L44 52V51H42ZM62 49V51H60ZM64 49V50H65ZM119 49V51H116V50H118ZM246 49V50H247ZM163 50H166V45L163 47ZM248 50H247V52H248ZM256 50V51H255ZM41 51V52H40ZM72 51V52H71ZM113 51V52H112ZM232 51V50H231ZM234 51V50H233ZM232 51V52H233ZM236 51V50H235ZM254 51H255V53H254ZM259 51V52H260ZM43 52V53H42ZM56 52V53H55ZM87 52H88V54H87ZM237 53L239 52V51H236ZM235 52V53H236ZM45 53V54H44ZM48 53V54H47ZM194 52H191V55L193 54ZM249 53H245L244 55L245 56H247V54L249 55ZM34 54V53H33ZM90 54V55H89ZM115 54V55H114ZM117 54V55H116ZM227 54H231L230 52H228ZM263 54V55H262ZM39 55H40V57H39ZM41 55H42V57H41ZM73 55V56H72ZM79 57H78V56ZM113 55V56H112ZM250 55V56H251ZM112 56V57H111ZM114 56H115V59H114ZM226 56H228V55H226ZM20 57H21V55H20ZM25 56H23V58H24ZM39 57V58H38ZM57 57V58H56ZM61 57H63L62 59H61ZM89 57V58H88ZM184 59H183V58ZM248 57V56H247ZM247 57H244V62L246 63L245 65H247L248 64V60L247 59H245V58H247ZM258 59H257V58ZM22 58V57H21ZM27 58V57H26ZM37 58V59H36ZM85 58H87V59H85ZM172 58H173V56H172ZM193 58V59H192ZM194 56L192 55V57H190V55H186V56H184L183 54H181L180 56H179V61L180 62H178L177 64H172L171 65V67H170V74H172L173 75V73H177L178 71H179V64H180V66L181 65H184L187 69L191 66V65H193V60H194ZM54 59V60H53ZM70 59V60H69ZM249 59H251V57L249 58ZM24 60H25V58H24ZM66 60H68V61H66ZM31 61H33V60H30V63H29V61H28V59H27V62H28V65L29 64H32V63H34L35 61H33V62H31ZM41 61V60H40ZM40 61H39V63H40ZM54 61V62H53ZM62 61V62H61ZM84 61V62H85ZM117 61V62H116ZM250 61V62H251ZM68 62H71V63H68ZM81 62V61H80ZM249 62V63H250ZM263 62L264 61H262V63H261V60L259 61V64H257V66L256 67H258L259 68V70H261V68L259 67V66H261V64L263 65ZM20 63H21V61H20ZM23 63V62H22ZM26 63V61L24 62V64ZM77 63V62H76ZM82 63V62H81ZM113 63V64H112ZM117 63V64H116ZM258 63V62H257ZM261 63V64H260ZM42 64H40V65H38V66H36L35 65V63L34 64H32V66L31 65H29V66H31L28 70L25 68L24 70H26V72L24 71V73L27 75V73L28 72H30V70H32V72L33 73H35V72H37V71H39V73L38 74H41L40 76H42V73L41 72H43L42 71V69H43V67L41 66ZM50 65V67H49V65ZM61 64V65H60ZM70 65V68L69 69H66L67 67H69V65ZM120 64V63H119ZM26 65V64H25ZM24 65V66H25ZM60 65V66H59ZM63 65H68L65 69H64V66ZM76 65V66H75ZM27 66V65H26ZM25 66V67H26ZM28 66V67H29ZM45 66H47V67H45ZM77 66H79V67H77ZM22 67V66H21ZM36 67V68H35ZM74 68H75V70H74ZM83 68H85V70H86V68H89V72H87L88 71V69L86 70V72H87V74L86 73H84L85 72V70L83 69ZM93 68V69H92ZM95 68V69H94ZM253 68V69H254ZM257 68V69H258ZM263 68H264V65H263ZM21 69V68H20ZM33 69H34V71H33ZM36 69H38V70H36ZM39 69H41V70H39ZM45 69H43V70H45ZM46 69V70H47ZM56 69V70H55ZM71 69V70H70ZM78 69H79V71H78ZM90 69H92V70H90ZM114 69H115V71H114ZM118 69V70H117ZM251 69V68H250ZM257 69H255L256 71H257ZM51 70V69H50ZM61 70V71H60ZM69 70V71H68ZM95 70V71H94ZM178 70V71H177ZM258 70V71H259ZM41 71V72H40ZM59 71V72H58ZM73 72V73H71V72ZM82 71H84L83 73H82ZM91 71V72H90ZM118 71H120V72H118ZM169 71V70H168ZM175 71H177V72H175ZM255 71V72H256ZM21 72V70H19V72H18V76L19 75H23L22 77L24 78L25 77V74H23V73H20ZM46 71H44V73H45ZM47 72H49L48 70H47ZM46 72V73H47ZM55 72L53 73V74H55ZM43 73V75L45 76H43L44 78L43 79H47V78H49V76L51 75H46V73L44 74ZM29 75H30V73H28ZM53 74L51 75L52 77L51 78H53ZM66 74V75H65ZM69 74V75H68ZM79 74V75H78ZM114 74V75H113ZM166 74H167V72H166ZM33 75V74H32ZM56 75V74H55ZM69 77H68V76ZM113 75V76H112ZM21 76H19L20 77V79L19 78H17L16 80V83L18 82V81H20V82H18V84H19V86H20V83H22V81H23V83L25 82V80L24 79H26L27 77H25L24 79L21 77ZM28 76V75H27ZM46 76H48V77H46ZM67 76V77H66ZM84 76V77H83ZM91 76V77H90ZM30 77H31V75H30ZM30 77H28L29 78V80L27 81V84H28V82L30 83L31 81V83L32 84H34V82H33V80L34 79H32V78H30ZM32 77H34V75L32 76ZM36 77H38V76H35L34 78H36ZM56 77L57 76H55V78H53V79H56ZM72 77V78H71ZM87 77V78H86ZM164 77H165V73H164ZM39 78V77H38ZM59 78H57L56 80H60ZM74 78V79H75ZM85 78V79H84ZM37 79V78H36ZM69 79V80H68ZM55 80V81H56ZM102 80H105L104 82H102ZM37 81H39V79H37ZM46 81H49V79L48 80H46ZM78 81H80V80H78ZM163 81H167V80H165V78H164V80ZM186 81V80H185ZM41 82V81H40ZM22 83V84H23ZM38 83V82H37ZM164 84H165V82H163ZM25 84V83H24ZM23 84V85H24ZM26 84V85H27ZM32 84L30 85V86H32ZM39 84V83H38ZM174 84V83H173ZM173 84H172V86H173ZM186 84H188V83H186ZM23 85H21L22 87H23ZM26 85H24V86H26ZM35 85V84H34ZM37 85V84H36ZM35 85V86H36ZM41 85H43V82L40 84V86ZM189 85V84H188ZM29 86V85H28ZM37 86H39V85H37ZM36 86V87H37ZM34 87V86H33ZM189 87V86H188ZM187 87V88H188ZM32 88V87H31ZM28 90V89H30V88H24V90ZM145 89L146 90H149L147 87H145ZM24 90H23V92H24ZM32 90V89H31ZM34 90V89H33ZM143 91V90H142ZM174 91V90H173ZM172 91V92H173ZM156 93H157V95H158V93H159V91H155ZM25 93V92H24ZM28 93H29V91H28ZM27 92L25 93V94H23V97L24 98H27V99H30V95H27L28 94ZM32 93H34V92H32ZM31 93V94H32ZM155 93V94H156ZM30 94V93H29ZM35 94V93H34ZM34 94H32L31 96H33ZM177 94V96H178V94L179 93H176ZM36 96H37V94H35ZM35 95H34V97H31V116L33 117H31V119H32V121H35V124H37V119H39L40 121H45L46 120V118L44 119V116H42V114H41V112L43 111V109H42V107H41V109H40V107H39V101H37V97L35 98ZM162 95V94H161ZM170 95V94H169ZM169 95H166V96H169ZM174 95V94H173ZM172 94H171V96H173ZM181 95V94H180ZM159 97H161V99H163L164 97H162V96H160V94H159ZM174 97V96H173ZM179 97V96H178ZM34 98V99H33ZM174 98H176V97H174ZM35 102H34V101ZM39 100V99H38ZM159 101H161V102H163L164 100H160L159 99ZM32 105H33V108H32ZM35 106H38V107H35ZM36 108L38 109L37 111L39 112V111H41V112H37L36 111ZM159 108V107H158ZM162 108V107H161ZM155 109V108H154ZM160 109V108H159ZM162 111L164 110V109H161ZM161 110H160V112H161ZM45 111V110H44ZM44 111H43V113H44ZM155 111H157L158 112V110H154V112ZM165 111V110H164ZM159 112V115H155V119L154 118H146V122H145V124L144 125H146L147 124V127L148 128H152V129H161V128H163V127H166L167 126V122L166 121H164V120H161L159 117H160V114H163L162 112L160 113ZM49 113V112H48ZM109 113H111V112H109ZM166 113V112H165ZM39 114H41L40 116H42V118H43V120H41L42 118L39 116ZM115 114V113H114ZM33 115H35V116H33ZM44 115V114H43ZM55 116H57V115H55ZM159 116V117H158ZM163 116V115H162ZM112 117H114V116H110L109 115V118H112ZM35 118H37L36 120H35ZM158 118V119H157ZM57 119V118H56ZM113 119V118H112ZM157 119V120H156ZM153 120V121H152ZM160 120V121H159ZM58 121H60L59 119L57 120V122ZM46 122V121H45ZM45 122H43V124L45 123ZM48 122V121H47ZM46 122V125L48 126V125H50L49 123H47ZM34 124V123H33ZM39 125L41 124L42 125V122H39L38 123ZM37 124V125H38ZM61 124V123H60ZM164 124H166V126L164 125ZM34 126V125H33ZM38 132H41V131H38ZM37 132V133H38ZM43 133H44V131H43ZM46 133H47V131H46ZM33 135H36V137L38 136V134H35V133H33ZM50 135V134H49ZM61 145H63V143L61 144ZM32 147V146H31ZM34 147V146H33ZM31 148V166H28V169L27 168H24L23 169V166H19V167H21L20 169H19V167H18V165L17 164H15L16 165V169L15 168H13V167H15V166H8V167H6L4 170L7 172H3V174H2V176H1V179H2V181H8V179H10L11 177L13 178H15V179H18L19 178V176L20 175H18L17 174V172L15 171V170H17V168H18V170H20L19 172V174H21L22 175V178L20 177L19 179H18V181H20V182H22V184L20 185V186H18L20 189H18V192H21L23 189V187L22 186H24L25 188H29L28 187V185L29 186H31L32 188H31V203H33V202H38V207H39V211H40V214H42V216H44V217H46L47 216V218H48V220H49V217L52 215V217L50 218V222H55L56 220H58L57 219V217H55V219L53 218V215H55V216H58V215H60V213L58 214V213H55V211L57 212V211H59V209H61V208H57L58 206H61V201L60 200H62V201H64L66 204H65V209H64V211H65V213L68 215V216H65V218L61 221V226H65V227H63L64 228V234H63V247L62 246H56L54 249H58V255H55V254H57V253H54L52 250H51V247H49V248H40V249H38V250H34L35 248H37L38 246H37V244L36 245H32L31 244V256H29V255H27L26 254V252H24L23 251V249L22 248H20V247H17L18 249H21L22 250V252L21 251H19V250H17L16 249V247H15V245L14 244H10L9 243V241H7L8 239H6V237L5 236H1L2 238L3 237H5V239H3V242H0V264H38L39 262H41L42 264H51L50 262H52V263H57V264H113V260H112V257H111V255H110V251H111V249H109L108 247H109V245H111V244H109L110 242H114L117 246H119V249L120 250H122L123 251V253H124V256H123V264H144V263H141V261L143 260V262L145 261L146 262V260H147V258H148V260H147V262L145 263V264H184V263H189V262H191V263H194L195 261H198V260H202V256L205 254V256L207 255V250H208V247H205V250H203V251H201V252H199V254L197 255V253H195V255H194V253L192 254V255H182L181 253V251H180V248H182V246H179V245H177V243L176 244H174V245H170V247H171V249H172V252L170 253V254H168L169 253V251L171 250V249H169V251H162V245L160 244L159 245V243H162V240H163V236H162V232L160 233V231H162V230H158V228H155L154 227V233H157V230H158V233L161 235V237L160 236H157V234H156V236H157V238L158 237H160L158 240V242L159 243H157V238H156V236L154 235V237H150L149 239H150V243H153L154 245H155V243H156V245H158V246H156V247H154V245L153 244H150V246L151 245H153V249H155V251L154 250H152V248H148V249H151V250H145V249H142V251H140L139 253H135V254H132V251H134L135 250V246L136 245H140V244H144V243H146V241L148 240V238H147V233L149 234V231L147 230V228L145 227V226H147V220H149L148 219V215H150V214H153L152 216V218L155 220L156 219V217L158 218V220L159 221H161L162 220V218H163V215L162 214H164V212L162 211V209L160 208V206H161V204H158V202L160 201L158 198L159 197H161V195L163 194V193H165L166 191H168L169 189H167L166 190V187L165 186H160L159 187V189H158V186L157 185H159L160 183H159V181H158V179H156V178H152V177H150L151 176V174H150V172L148 171H146V174H142L141 175V177H140V180L142 181V183H141V185H142V188H141V185H140V188H139V191H138V193H137V198L135 197L134 198V201L137 199V201H139L140 202V206H138V208H133L132 210H131V212H130V214L128 215L129 217L128 218H124V216H125V206H126V203H127V183L130 181V183H131V181L133 180V178L135 177V174L137 173V170L136 169H138L139 168V166H144V163L142 162V163H140V164H138V165H134V164H132V163H129V162H127L126 161V157H125V155L123 154V152H121V153H119V154H116L115 153V151L117 152V150H113L112 148H110V149H108V151L110 152V157L111 158H109V152L107 153V155L105 156V164L103 165V163H102V167H104L105 168V172H107V171H109L110 173H111V176H109L110 174H108L107 176H109V178H104V183H107V181L109 180V184L107 183V184H104L101 180V183H100V181L98 182L99 184H97V185H100V184H102V185H104V187H102V186H97V187H95L96 188V190H97V192H98V190H99V192L97 193L96 192V190H95V188H93L94 189V191H93V189L92 190H89V192L91 193V195H87L89 198H95L97 201H98V205H99V209H98V211L97 212H92V213H86V211H88L89 210V208L91 209V207H89V206H87L86 205V208H85V205H83L82 204V202L83 201H81V199L82 200H84V196H82V198H81V195H79V193L81 194V192L83 191L82 189L80 190L81 192H79L78 191V189H80L82 186H81V184L79 183V185H78V188H77V183L76 184H72V183H75V182H78V181H75V180H73V178H71L72 176H71V173H72V175H73V177H74V179L76 178V177H79L80 176V174L79 173H81L78 169L79 168H77V170H78V173L76 174V172H77V170H75L76 172H72V170L71 169H73L74 170V168H76L75 166H74V168H72V166H71V171H69L68 173H67V168H66V166H60V167H54V168H56V169H53V166H51L50 168L48 167V164H47V162L46 161H48L47 159H48V157L49 156H47V159H45L44 161H42V158L43 157H41V156H38L37 154H35V151H38V148H37V150H33L34 148ZM41 148V147H40ZM59 148H62V149H59ZM63 148H64V150H65V145H64V147L62 146V147H60V146H58V149L55 151L56 152V154L58 155V156H64V151H63ZM169 148V149H168ZM171 148L172 147H170V146H168L167 148H163V152H160V154H157V155H159V156H157L156 155V159H155V162H152L153 160H154V158L153 159H151L152 161V163L150 164V166H155V165H157V164H161V162H162V164L164 165V163H166V162H171V161H174V160H181L182 162H181V164H182V166H183V163L184 162H187L186 164H187V166H188V163H189V165L190 166H192V167H195V166H198V165H201L200 163L203 161V159L205 158V154L203 153V152H198L197 150L195 151L192 147L190 148V149H188V150H181V152L183 153L182 155L181 154H178L177 152H179V150H177L174 146H173V148H172V150H174V151H172L171 150ZM166 149V151H164ZM33 150V151H32ZM39 150H42V149H39ZM99 150V149H98ZM169 150V151H168ZM58 151H63V153H57ZM96 151H97V148L95 149V152H94V156H95V154H97L96 156H102V154L99 152V154L98 153H96ZM184 151V152H183ZM118 152H119V150H118ZM117 152V153H118ZM91 153V152H90ZM113 153H115L116 154V157H115V155L113 154ZM249 153H251V155H253V152H249ZM49 153H47L46 155H48ZM54 154V153H53ZM55 154V155H56ZM92 155H93V151H92V153H91ZM169 154V155H168ZM188 155V156H187ZM192 155H193V157H192ZM198 155V156H197ZM33 156L34 157H36V159H34L33 158ZM51 156V155H50ZM57 156V157H58ZM83 156V155H82ZM113 156V157H112ZM200 156V157H199ZM255 156H256V158L257 159H255ZM255 156H253V160L255 161V160H258V155H255ZM45 157V156H44ZM108 157V158H107ZM39 158H40V160L43 162H41L40 160H39ZM82 158V157H81ZM115 158H117V159H115ZM192 158V159H191ZM195 158V159H194ZM197 158V159H196ZM250 158H251V156H250ZM111 159V160H110ZM116 160V162L114 161L113 162V160ZM195 160V162H194V160ZM37 160H39L42 164H44V165H40V166H38L35 162H38ZM109 160H110V162H109ZM117 160H118V163H119V165H116L117 164ZM125 160V161H124ZM193 160V161H192ZM196 160H198V163L196 162ZM259 161V160H258ZM32 162L36 165H33L34 167H35V169H33V166H32ZM200 162V163H199ZM107 163H109V164H107ZM255 163H258L257 161L255 162ZM19 164H22V163H19ZM46 164V165H45ZM112 164V166H109V165H111ZM198 164V165H197ZM162 165V166H163ZM42 166H44V167H42ZM113 166H117L118 167V174H117V179H115V177H114V171H113ZM133 166H135V167H133ZM9 167H11V169L9 168ZM25 167H27V166H25ZM106 167H107V169H106ZM148 167V166H147ZM146 167V168H147ZM66 169V170H62V169ZM110 168V169H109ZM258 168H261V166H257V169ZM7 169H9V172L7 171ZM46 169H47V171L48 172H50L51 171V173L53 172V173H55V175L57 176V175H59V176H57V177H55V175H49L50 173H48L47 171H46ZM49 169V170H48ZM255 169H256V166H255ZM257 169H256V175H257V172L260 170V169H258V171H257ZM24 170V171H23ZM53 170V171H52ZM59 170V174L56 172V171H58ZM102 170V169H101ZM261 170H262V168H261ZM23 171V172H22ZM45 171V172H44ZM131 172V174H132V179H128L127 180V174H128V172ZM136 171V172H135ZM263 172L262 173H264V168H263V170H262ZM11 172H13V173H11ZM44 172V173H43ZM65 172V173H64ZM260 172V171H259ZM5 173V174H4ZM11 173V174H10ZM16 173V174H15ZM24 173V174H23ZM40 173H41V175H40ZM47 173H48V175H47ZM57 173V174H56ZM66 173H67V175H68V177H67V175H66ZM261 173V174H262ZM8 176H7V175ZM63 174V175H62ZM74 174H76V175H74ZM5 175V176H4ZM16 175V176H15ZM26 175H29V176H26ZM79 175V176H78ZM258 175H260V174H258ZM11 176V177H10ZM17 176H18V178H17ZM30 176H31V179H29L30 178ZM41 178H40V177ZM42 176H43V178H42ZM47 176L48 177H50V178H47ZM71 176V177H70ZM261 176V175H260ZM259 176V177H260ZM7 177V178H6ZM45 177H46V180H45ZM59 177V178H58ZM62 178V180L63 181H60L59 179H61ZM264 177V176H263ZM36 178V179H35ZM70 178V179H69ZM80 178V177H79ZM79 178L77 179V180H79ZM113 179V181H112V179ZM255 178H257V179H259L258 177H255ZM69 181H68V180ZM81 179V178H80ZM257 179H255V181L256 182H258V183H263V178L262 177H260V179H259V181L257 180ZM10 180H12V179H10ZM31 181V182H29V181ZM39 180V181H38ZM42 180V181H41ZM54 180V181H53ZM57 180V181H56ZM70 180H72V181H74V182H72V183H70L71 181ZM59 181V182H58ZM68 181V182H67ZM79 181H81V180H79ZM112 181V182H111ZM29 182V184H27V186H26V183H28ZM50 182V183H49ZM53 182V183H52ZM56 182H57V184H56ZM255 182V183H256ZM25 183V184H24ZM66 183V184H65ZM111 183H113L112 185H111ZM257 183V184H258ZM24 184V185H23ZM49 184V185H48ZM63 184V185H62ZM127 184V185H126ZM46 185V186H45ZM48 185V186H47ZM108 185H109V187H108ZM36 187V188H34V187ZM70 186V187H69ZM79 186H81V187H79ZM34 188V189H33ZM47 188H50L51 189V191H50V189H48L47 190ZM68 188H72V190H74V191H70V189H68ZM109 188V189H108ZM37 189H44L45 190V192L43 193V195H42V193H37V194H34V192H35V190H37ZM75 189H76V192H75ZM20 190V191H19ZM54 190V191H53ZM63 190H65V191H63ZM69 190V191H68ZM110 190H111V192H110ZM52 192V193H50V195H49V192ZM58 191H59V194H58ZM101 191V192H100ZM162 191H165V192H162ZM47 192V194L46 195H49L48 197H46L45 198V193ZM54 192V193H53ZM65 192V193H64ZM67 192V193H66ZM77 192H79V193H77ZM84 192V191H83ZM96 192V193H95ZM113 192H115V193H113ZM142 192V193H141ZM85 193V192H84ZM93 193V194H92ZM56 194V195H55ZM69 194V195H68ZM77 194V195H76ZM62 195V196H61ZM66 195L68 196V198H70V200H71V202L73 203V204H75V206H73V205H70L69 203H67L66 201V199H67V197H66ZM53 196V197H52ZM57 197V198H55V197ZM94 196V197H93ZM103 196V197H102ZM42 197V198H41ZM65 197H66V199H65ZM86 197V196H85ZM122 197V198H121ZM41 198V199H40ZM55 198V199H54ZM87 198V197H86ZM125 198V199H124ZM53 199H54V201H53ZM123 199V200H122ZM33 200V201H32ZM47 200H49V201H47ZM59 202H57V201ZM53 201V202H52ZM88 201H90V200H88ZM50 202H52V205H54V206H52L51 204H50ZM55 202V203H54ZM121 202V203H120ZM101 204H103V205H101ZM57 205V206H56ZM94 204H92V206H93ZM101 205V206H100ZM120 205V206H119ZM52 206V207H51ZM68 206V207H67ZM142 206V208H140ZM150 206V207H149ZM73 207H76V208H78L79 210H84V211H80L81 213H77L74 209L73 210H70L71 208H73ZM149 207V208H148ZM156 208L155 209V211H153L152 209H150V208ZM54 210V212H52L53 210ZM56 210H55V209ZM50 211H51V215L49 214L50 213ZM118 211V212H117ZM137 212V213H136ZM141 212H143V213H141ZM150 212V213H149ZM162 212V214L160 215V213ZM28 213V211H25V212H23V214H21V216L22 215H25V214H27ZM234 213H237V209L235 208V209H233V211H232V214H234ZM33 214V212H31V218L33 217H35L34 215H32ZM48 214L50 215V216H48ZM144 214V215H143ZM146 215V216H145ZM158 215V216H157ZM53 219V220H52ZM228 221H229V223H230V219L229 220H227L226 221V224H229L228 223ZM248 221V220H247ZM141 223H144V227H145V230H141L140 229V225H141ZM60 224H56L54 227H51L52 229H57L59 226H60ZM139 224V225H138ZM256 224V223H255ZM128 226H130V228L128 229L127 227ZM138 226H139V228H138ZM251 226H256V225H252V223H251ZM257 226H258V224H257ZM50 226H48L47 228H49ZM187 227V226H186ZM31 229H33V226H32V224H31ZM187 229H189V227L187 228ZM47 230V229H46ZM150 230H153V227H152V229L150 228ZM194 230V229H193ZM199 230H200V228H199ZM198 230V231H199ZM229 230V229H228ZM231 230V229H230ZM180 231H182V230H180ZM185 231V230H184ZM184 231L183 232H180V233H184ZM187 231V230H186ZM176 232V231H175ZM175 232H173V233H175ZM177 232H179V230L177 231ZM189 232H191V230L189 229ZM193 232V231H192ZM171 234V238H169V240H170V243H174V240L175 241H177V240H179L178 242H180V243H183V241H185L184 239H186V237L183 239L181 236H180V233H177L178 235L176 236L175 234ZM201 233L202 232H200V233H198L197 235H199V236H197L196 235V240H197V238L199 239V237L200 236H203L204 234L202 233V235H201ZM224 233H226V235H222V243H223V245L224 246H233L234 244H238V245H242V241L240 240V243L241 244H239V242L238 243H234V241L235 240H233L232 238H228L229 237V234L225 231ZM224 233H222V234H224ZM230 233V232H229ZM189 234H192V233H188V232H186L184 235H188L189 236ZM34 235H37L36 233H33V236ZM174 235V236H173ZM183 235V234H182ZM231 235V234H230ZM181 237V239H178V237ZM187 236V237H188ZM228 236V237H227ZM231 236H234V235H231ZM230 236V237H231ZM137 237H139V238H141V239H139V238H137ZM173 237H175V239H173ZM126 238V240H128L129 239V241L126 243V244H124V243H121L124 239ZM206 238V237H205ZM138 239V240H137ZM202 239H204V238H200L199 240L201 241V242H203V240ZM6 240V241H5ZM238 240V239H237ZM236 240V241H237ZM108 241V242H107ZM121 241V242H120ZM141 241V242H140ZM156 241V242H155ZM161 241V242H160ZM9 244H8V243ZM155 242V243H154ZM169 242V241H168ZM233 242V243H232ZM121 243V244H120ZM140 243V244H139ZM229 243V244H228ZM177 245V246H176ZM114 246V245H113ZM174 246H175V248H174ZM110 250V251H109ZM177 250V251H176ZM103 251V252H102ZM127 251V252H126ZM152 251V252H151ZM154 252V253H153ZM178 252V253H177ZM206 252V253H205ZM107 253V254H106ZM128 253V254H127ZM175 253H177V255L175 254ZM156 255V256H155ZM171 255V256H170ZM202 255V256H201ZM205 256H203V258L205 257ZM47 257H54L55 259L53 260V259H45V258H47ZM31 258H34L33 260H34V262L31 260ZM150 258V259H149ZM104 259V260H103ZM146 259V260H145ZM155 260V261H154ZM157 260V261H156ZM152 261V262H151ZM154 262V263H153Z\"/></svg>",
    "mask_w": 264,
    "mask_h": 264
},
{
    "label": "crops",
    "instance_id": "3",
    "mask_svg": "<svg viewBox=\"0 0 264 264\" xmlns=\"http://www.w3.org/2000/svg\"><path fill=\"white\" fill-rule=\"evenodd\" d=\"M34 258H31V260L34 262V260H33ZM35 263V262H34ZM51 264H57L56 262L55 263H52V262H50ZM36 264V263H35ZM38 264H42L41 262H39Z\"/></svg>",
    "mask_w": 264,
    "mask_h": 264
}]
</instances>
